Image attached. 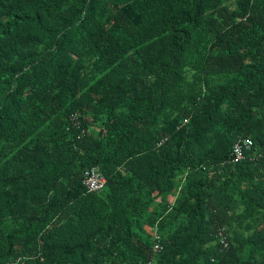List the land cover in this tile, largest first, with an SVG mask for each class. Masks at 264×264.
Listing matches in <instances>:
<instances>
[{"label": "trees", "instance_id": "obj_1", "mask_svg": "<svg viewBox=\"0 0 264 264\" xmlns=\"http://www.w3.org/2000/svg\"><path fill=\"white\" fill-rule=\"evenodd\" d=\"M0 264H264V0H0Z\"/></svg>", "mask_w": 264, "mask_h": 264}, {"label": "built area", "instance_id": "obj_2", "mask_svg": "<svg viewBox=\"0 0 264 264\" xmlns=\"http://www.w3.org/2000/svg\"><path fill=\"white\" fill-rule=\"evenodd\" d=\"M77 116L73 118L75 121ZM253 146V141L250 138L238 140L234 147L231 157L235 163H238L245 158V153L250 151ZM107 183L105 175L101 173L98 167L92 168L85 174L83 184L89 192H99L102 191ZM156 249L159 250L160 246L157 245Z\"/></svg>", "mask_w": 264, "mask_h": 264}]
</instances>
